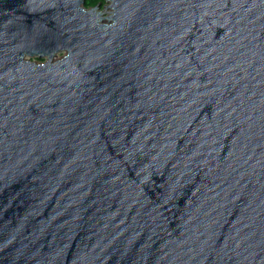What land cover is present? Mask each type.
<instances>
[{
	"label": "water",
	"instance_id": "obj_1",
	"mask_svg": "<svg viewBox=\"0 0 264 264\" xmlns=\"http://www.w3.org/2000/svg\"><path fill=\"white\" fill-rule=\"evenodd\" d=\"M104 1L0 0V264H264V0Z\"/></svg>",
	"mask_w": 264,
	"mask_h": 264
},
{
	"label": "trees",
	"instance_id": "obj_2",
	"mask_svg": "<svg viewBox=\"0 0 264 264\" xmlns=\"http://www.w3.org/2000/svg\"><path fill=\"white\" fill-rule=\"evenodd\" d=\"M99 2L101 3V7H103L105 4L104 0H86V6L92 7V6L97 5Z\"/></svg>",
	"mask_w": 264,
	"mask_h": 264
},
{
	"label": "rangeland",
	"instance_id": "obj_3",
	"mask_svg": "<svg viewBox=\"0 0 264 264\" xmlns=\"http://www.w3.org/2000/svg\"><path fill=\"white\" fill-rule=\"evenodd\" d=\"M61 55L58 56V58L60 57ZM37 62H40V60H37Z\"/></svg>",
	"mask_w": 264,
	"mask_h": 264
}]
</instances>
